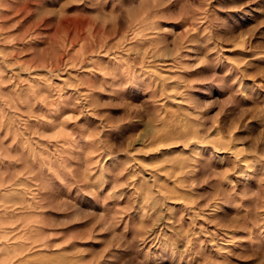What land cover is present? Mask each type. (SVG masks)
Listing matches in <instances>:
<instances>
[{
  "label": "rangeland",
  "instance_id": "obj_1",
  "mask_svg": "<svg viewBox=\"0 0 264 264\" xmlns=\"http://www.w3.org/2000/svg\"><path fill=\"white\" fill-rule=\"evenodd\" d=\"M0 264H264V0H0Z\"/></svg>",
  "mask_w": 264,
  "mask_h": 264
}]
</instances>
